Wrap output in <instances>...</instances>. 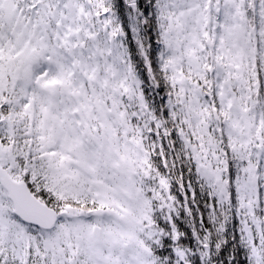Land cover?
Segmentation results:
<instances>
[{"label": "snow or ice", "instance_id": "6c2138e0", "mask_svg": "<svg viewBox=\"0 0 264 264\" xmlns=\"http://www.w3.org/2000/svg\"><path fill=\"white\" fill-rule=\"evenodd\" d=\"M0 264H264V0H0Z\"/></svg>", "mask_w": 264, "mask_h": 264}]
</instances>
